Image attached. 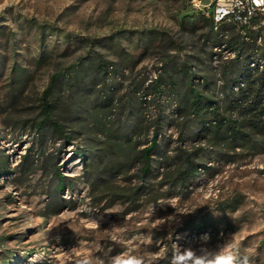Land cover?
<instances>
[{
	"label": "rangeland",
	"instance_id": "374dc122",
	"mask_svg": "<svg viewBox=\"0 0 264 264\" xmlns=\"http://www.w3.org/2000/svg\"><path fill=\"white\" fill-rule=\"evenodd\" d=\"M212 8L213 0H0V264H77L82 253L111 264L158 251L156 264H171L176 245L199 255L227 242L264 264V152L210 155L189 189L166 195L159 174L151 192L135 195L138 163L112 138L137 124L143 148L166 116L159 138L179 144L177 100L157 97L153 83L168 62L177 73L203 47ZM213 51L220 72L233 53ZM44 97L63 133L38 126ZM57 169L69 177L61 190Z\"/></svg>",
	"mask_w": 264,
	"mask_h": 264
},
{
	"label": "trees",
	"instance_id": "16d2710c",
	"mask_svg": "<svg viewBox=\"0 0 264 264\" xmlns=\"http://www.w3.org/2000/svg\"><path fill=\"white\" fill-rule=\"evenodd\" d=\"M203 18L209 26L201 34L203 47L188 54L177 73L168 62L164 75L160 74L153 83L157 97L168 92L177 100L179 144L171 149L169 138H159L167 123L166 116L153 122V136L143 148L140 141L134 140L137 124L123 131L122 137H112L120 139L116 145L130 151L138 163L135 195L151 192V181L159 174L164 175L161 184L171 189L166 195L189 189L201 171L209 169L210 155L213 159L232 161L238 151L264 152V16L254 14L249 24L233 19L216 24L213 16ZM221 46L233 53V57L227 58L223 69L216 72L213 61L217 54L213 48ZM97 70L104 74L107 66L100 63ZM59 77H53L48 90ZM45 124L64 132L54 104L44 97L43 119L38 126ZM187 141H191V146L181 144ZM26 168L29 170L30 165ZM56 174V189L61 190L68 185L69 177L59 169Z\"/></svg>",
	"mask_w": 264,
	"mask_h": 264
},
{
	"label": "clouds",
	"instance_id": "9594fccd",
	"mask_svg": "<svg viewBox=\"0 0 264 264\" xmlns=\"http://www.w3.org/2000/svg\"><path fill=\"white\" fill-rule=\"evenodd\" d=\"M162 259L161 253L155 252L151 259L144 256H125L114 257L111 264H156ZM77 264H94L90 255L82 253V258ZM171 264H254L250 254H236L227 242L219 246L216 250L202 249L201 254L197 255L192 249H181L179 246L173 249Z\"/></svg>",
	"mask_w": 264,
	"mask_h": 264
},
{
	"label": "built area",
	"instance_id": "2783aa9c",
	"mask_svg": "<svg viewBox=\"0 0 264 264\" xmlns=\"http://www.w3.org/2000/svg\"><path fill=\"white\" fill-rule=\"evenodd\" d=\"M212 10L216 24L229 19L249 24L254 14L264 16V0H213Z\"/></svg>",
	"mask_w": 264,
	"mask_h": 264
}]
</instances>
